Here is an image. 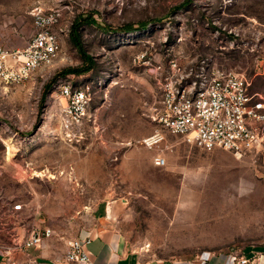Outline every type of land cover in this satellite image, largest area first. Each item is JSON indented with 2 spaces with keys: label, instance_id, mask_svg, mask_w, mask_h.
Segmentation results:
<instances>
[{
  "label": "rangeland",
  "instance_id": "1",
  "mask_svg": "<svg viewBox=\"0 0 264 264\" xmlns=\"http://www.w3.org/2000/svg\"><path fill=\"white\" fill-rule=\"evenodd\" d=\"M185 1L0 0L4 46L27 44L35 8L60 9L62 26H69L51 65L20 84L0 82V257L6 264L29 263L22 254L33 229L50 227L58 242L71 240L93 227L96 207L107 204L117 207L115 223L129 246L147 258L264 250V155L237 157L169 132L151 148L135 142L158 127L159 82L174 58L185 64L211 56L242 72L254 100L264 103V0L181 6ZM87 15L98 24H84L79 33L94 68L60 76L84 63L71 27ZM126 24L135 29L114 30ZM67 83L89 85L93 93L82 135L61 127ZM157 153L165 155V166L154 163Z\"/></svg>",
  "mask_w": 264,
  "mask_h": 264
},
{
  "label": "built area",
  "instance_id": "2",
  "mask_svg": "<svg viewBox=\"0 0 264 264\" xmlns=\"http://www.w3.org/2000/svg\"><path fill=\"white\" fill-rule=\"evenodd\" d=\"M34 30L23 48L0 44V82L23 83L41 68L51 65L58 55L61 37L69 32L62 26L60 9L32 11ZM170 60L159 82V99L154 112L156 131L137 139L136 143L151 148L164 139V132L180 135L200 148H222L237 157L264 155V103L255 101L249 81L240 71L224 68L211 56L181 63ZM66 104L61 109L62 129L72 136L82 135L84 119L93 93L89 85L63 84ZM157 166L166 165L162 153L154 156ZM53 231L35 228L26 239V249L42 244ZM91 237L69 241L65 264H95L87 246ZM259 252L232 254L236 264H256ZM44 264V263H39Z\"/></svg>",
  "mask_w": 264,
  "mask_h": 264
},
{
  "label": "crops",
  "instance_id": "3",
  "mask_svg": "<svg viewBox=\"0 0 264 264\" xmlns=\"http://www.w3.org/2000/svg\"><path fill=\"white\" fill-rule=\"evenodd\" d=\"M116 208L110 204L96 207L94 226L82 230L75 237H91L87 250L95 264H236L231 253H205L193 259L147 258L142 250L129 246L125 234L115 223ZM69 241L70 239L58 242L56 238L48 237L41 245L28 248L27 253L22 256L29 261L28 264H65L63 258ZM258 252L256 264H264V250ZM1 259L4 257H0V264H6ZM11 260L10 257L9 261ZM20 261L23 263L24 259Z\"/></svg>",
  "mask_w": 264,
  "mask_h": 264
},
{
  "label": "trees",
  "instance_id": "4",
  "mask_svg": "<svg viewBox=\"0 0 264 264\" xmlns=\"http://www.w3.org/2000/svg\"><path fill=\"white\" fill-rule=\"evenodd\" d=\"M189 0L185 1L181 6H186L188 4ZM87 23H94V24H98L97 20L92 16V15H87V16H79L77 17L71 27V40L74 43V45L76 46V48L78 49L79 53L81 54L84 63L80 66H74V67H68L63 69L61 72H59L58 75L60 76H66V75H81V74H85L90 72L95 65V60L93 58V56L91 54H89L84 45L83 42L81 40L80 37V27L84 24ZM147 25V22H142L140 27H145ZM108 30H113L111 28V26H107ZM135 27L133 26V24H126L122 27H118L116 29H114L115 31H125V32H129L134 30ZM54 80H56L55 78L52 79V81L47 85L46 90H48L52 84ZM46 96V93H45Z\"/></svg>",
  "mask_w": 264,
  "mask_h": 264
}]
</instances>
